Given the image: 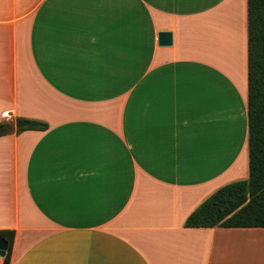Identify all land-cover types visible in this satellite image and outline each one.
<instances>
[{"label": "crops", "instance_id": "obj_1", "mask_svg": "<svg viewBox=\"0 0 264 264\" xmlns=\"http://www.w3.org/2000/svg\"><path fill=\"white\" fill-rule=\"evenodd\" d=\"M20 118L47 128L0 136L9 264H264V227L184 226L248 177L247 0H0Z\"/></svg>", "mask_w": 264, "mask_h": 264}, {"label": "trees", "instance_id": "obj_2", "mask_svg": "<svg viewBox=\"0 0 264 264\" xmlns=\"http://www.w3.org/2000/svg\"><path fill=\"white\" fill-rule=\"evenodd\" d=\"M24 126L0 121V136L47 124L20 118ZM247 125L248 177L232 181L204 199L186 218L185 227H264V0H247ZM8 242L9 264L14 231L0 229Z\"/></svg>", "mask_w": 264, "mask_h": 264}, {"label": "water", "instance_id": "obj_3", "mask_svg": "<svg viewBox=\"0 0 264 264\" xmlns=\"http://www.w3.org/2000/svg\"><path fill=\"white\" fill-rule=\"evenodd\" d=\"M158 44L161 46H167L171 44V33L169 31H160L157 35ZM25 122L16 121L14 127L24 126ZM8 249V242L5 238L0 237V256H4Z\"/></svg>", "mask_w": 264, "mask_h": 264}, {"label": "built area", "instance_id": "obj_4", "mask_svg": "<svg viewBox=\"0 0 264 264\" xmlns=\"http://www.w3.org/2000/svg\"><path fill=\"white\" fill-rule=\"evenodd\" d=\"M4 256H0V264H4Z\"/></svg>", "mask_w": 264, "mask_h": 264}]
</instances>
